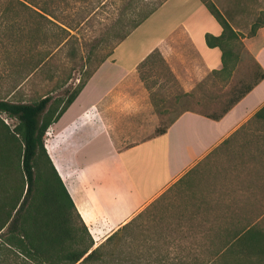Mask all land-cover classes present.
<instances>
[{"label": "crops", "instance_id": "0c3cea01", "mask_svg": "<svg viewBox=\"0 0 264 264\" xmlns=\"http://www.w3.org/2000/svg\"><path fill=\"white\" fill-rule=\"evenodd\" d=\"M211 1L243 36L246 54L231 75L220 72L221 50L206 45L205 36L219 37L222 28L202 1L166 0L114 47L46 133V151L97 247L177 183L199 174L202 163L264 107L263 78L219 120L186 111L156 134L159 120L139 73L153 53L185 93L202 84L211 92L226 89L245 65L255 68L254 76L264 74V25L248 37L258 17L264 20V0ZM244 176V199L230 198L232 209L264 210V171ZM219 191L204 189L212 198L198 197L199 203L217 204Z\"/></svg>", "mask_w": 264, "mask_h": 264}, {"label": "rangeland", "instance_id": "374dc122", "mask_svg": "<svg viewBox=\"0 0 264 264\" xmlns=\"http://www.w3.org/2000/svg\"><path fill=\"white\" fill-rule=\"evenodd\" d=\"M159 1L24 0L27 8L17 0H0V99L13 103L33 102L45 95L65 99L110 56L138 13ZM39 10L49 15L43 17ZM238 43L241 46L232 44L231 49L239 58L246 53ZM168 70L157 56L139 70L159 128L186 111L219 115L237 89L253 82L256 72L245 65L226 89L223 85L211 92L202 84L185 93ZM2 118L10 126L15 124ZM231 139L202 163L199 174L173 186L106 244L101 250L106 263L90 264H207L221 251L225 230L233 232L253 223L264 234V210L245 212L240 205L233 210L228 202L243 201L239 193L244 194L249 182L246 172L264 171V121L251 119ZM207 188L224 190L215 194L217 204L199 203L198 197L212 198L204 194Z\"/></svg>", "mask_w": 264, "mask_h": 264}, {"label": "trees", "instance_id": "16d2710c", "mask_svg": "<svg viewBox=\"0 0 264 264\" xmlns=\"http://www.w3.org/2000/svg\"><path fill=\"white\" fill-rule=\"evenodd\" d=\"M17 1L29 8L24 0ZM165 1L161 0L151 8L140 11L129 24L128 31L119 37L116 46ZM201 1L222 28L219 37L209 34L205 36L206 45L221 50L223 67L220 72L228 71L231 75L238 61V54L231 49L232 44L240 45L238 42L243 36L231 28L211 0ZM39 11L43 13L40 14L43 17L49 15L44 10ZM263 25L264 20L258 17L248 37L254 36ZM155 56L162 61L161 56L155 52L140 68ZM104 61H100L86 80L63 100L53 99L48 95L37 101L24 103L0 99V264L107 262L104 261L106 254L101 250L116 239L117 233L104 244L92 249L90 234L78 216L45 148V136L50 126L60 119ZM263 78L262 73L256 75L251 84L234 92L236 94L219 115L210 117L219 120ZM3 115L14 120L15 124H6ZM178 116L171 119L166 127L158 128L156 134L165 133ZM252 119L264 121V107ZM230 139L220 147L228 144ZM225 233L227 235L221 241V251L207 264H264V234L255 224L243 226L233 232L225 230Z\"/></svg>", "mask_w": 264, "mask_h": 264}]
</instances>
